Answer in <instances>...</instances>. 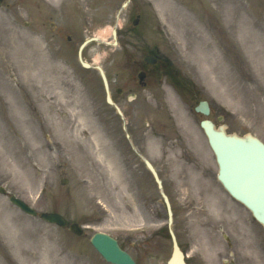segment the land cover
<instances>
[{"label": "rangeland", "instance_id": "obj_1", "mask_svg": "<svg viewBox=\"0 0 264 264\" xmlns=\"http://www.w3.org/2000/svg\"><path fill=\"white\" fill-rule=\"evenodd\" d=\"M62 1L71 0L52 2L60 4ZM125 1L72 0L71 4L81 6L78 15L82 22L90 25L93 34L101 35L105 40L93 44L90 53L95 60L108 57L106 60L113 63V72L118 71L119 77L123 78L131 69L127 55L134 56L145 46H158L182 70L189 72L200 90H204L202 95L197 93L194 104L201 97H207L214 109L209 117L217 124L227 123L231 132L241 135L251 132L264 139V102L257 96L264 87V0H221L219 10L214 8L213 0H207L206 9L203 8L205 10L200 15L205 24L198 26L194 25L191 15H186L178 5L189 0H152L154 8L153 4L150 8L146 7L149 10L147 22L139 27L143 34L140 40L131 35L128 28L133 26L131 16L141 0H133L134 7L121 10ZM191 5L185 4L188 8ZM47 6V0H4L0 6V184L34 208L58 211L68 220L84 224L85 228L82 235H77L65 227L26 215L12 205L7 196L0 194V264H31L28 252L35 250L50 252V264H111L91 244V236L96 231L117 237L137 257L139 264H166L171 243L164 235L152 231L165 222L164 206L162 219L157 220L151 213L153 204H156L155 198L160 196L152 175L149 172L138 173L135 179L130 176L128 183V171H124L122 163L109 164L114 156L109 141L111 137L107 126L92 113L94 109L84 103L77 106L81 113L83 110L88 112V122L79 124V116L85 113L74 114L69 108L74 107L72 104L76 101L73 99L71 104L60 87L49 88L47 85ZM118 14L120 18H117ZM116 24L121 41L117 47L107 43L112 42L111 29ZM107 29L109 32L103 35L102 32ZM27 44L33 46L28 47ZM3 48L16 67L3 61ZM18 49L31 53L29 60L17 56ZM223 56L226 57L223 70L231 79V86H221L218 79L223 72ZM29 61L33 67L26 69L24 64H29ZM251 65L260 78L254 73L252 75ZM205 77H208L207 81ZM15 90L20 92L15 95ZM182 107L187 108L179 104L176 120L184 131H191L196 145L198 140L201 141L202 152L207 146L204 135L200 136L202 131L198 123L204 115L195 112L192 121L190 116L193 111L186 113ZM47 113L55 121L49 123ZM221 115L224 118L218 120ZM21 117L24 121L16 120ZM65 125L68 130L64 129ZM73 126L88 144L72 139L70 129ZM93 127H97L102 137L100 149L103 159L97 157V150L90 144ZM47 138L57 142V146L54 143L49 145ZM39 139L50 146L47 153L31 149L32 142ZM151 158L160 167L165 189L178 207L186 204V197L195 196L199 200L197 191L205 200L218 196L212 181L204 186L199 182L198 173L178 168L172 171V166H178L175 157L154 155ZM208 164L214 176L216 164L213 158L210 157ZM181 174L191 179L183 185L176 184L180 182ZM64 178L68 179L66 184H62ZM120 182L126 185L125 192ZM230 199L228 196L227 200ZM201 221L198 217L194 218L190 220L191 230L178 232L188 247L190 262L203 264L198 256L200 254L209 256L215 264L219 263V249H216L213 240L223 239L199 226ZM141 227H149V231L142 233ZM244 228L240 233L241 243L250 251L251 243L244 238L247 236ZM259 231L262 246L263 228ZM259 258V264H264L263 257L259 255ZM253 259L257 260L255 256Z\"/></svg>", "mask_w": 264, "mask_h": 264}, {"label": "flooded vegetation", "instance_id": "obj_2", "mask_svg": "<svg viewBox=\"0 0 264 264\" xmlns=\"http://www.w3.org/2000/svg\"><path fill=\"white\" fill-rule=\"evenodd\" d=\"M79 7V5H68L64 2L61 6H56L59 9L55 10L56 17L52 16L50 11L46 13V52L50 66L47 77L48 85L57 86L60 84L71 99L78 97L81 93L80 100L86 98L95 108H101L106 104V91L100 73L95 67L96 62L91 56L89 46L83 51V58L92 66L85 69L79 60V46L87 37V32L92 31L90 25H84L79 20ZM136 10L141 11L139 6H136ZM147 55L154 56L153 63H148L145 60ZM132 60L137 67H132L123 78L119 77L118 71L113 72L112 62H108L106 58L101 61L110 83L111 95L118 104L123 105L125 112L130 139L125 136L122 146L128 170L141 173L146 171V165L141 156L153 155V151L161 158L163 155L168 156L170 152L173 154L176 151L179 158L188 165L191 163V166H194L198 161L201 165L202 160H199L201 149L196 150L194 141L190 139V133L181 132L170 113V120L164 122L163 111L159 110L164 105L163 101L168 106L169 97L175 98L179 95V89L176 87L180 81L179 70L175 69L169 59L158 52L157 48H148L143 53L130 57V61ZM140 71L145 72L142 84L138 77ZM187 90L188 94L184 96L186 102L189 101L190 96L194 98L195 94V89L190 84L187 86ZM146 92L155 99L158 109L150 106ZM102 98H104V102ZM187 104L188 112L191 110V105L190 102ZM101 115L104 122L111 126L116 136L119 124L123 125V119L109 112L105 115L101 112ZM168 129L171 130L164 131ZM149 130L153 133V138L148 136ZM117 138L121 140L120 137ZM156 140H159L160 143L154 148L151 142L155 143ZM210 150L208 145L207 157L203 155V160L208 161ZM205 167L203 166L204 171H209V167ZM201 201L203 204L200 206L190 202L193 207L187 205L183 211L206 220V227L212 235L220 234L225 238L220 242L213 240L216 249H219L218 252H222L218 255L219 264H258L259 258L253 254V247L251 246L248 251V248L245 249L239 244V235L243 231L244 224L248 225L249 233H258L257 224L255 225L249 219L250 214L245 212L244 206L237 200ZM177 216H182V210ZM250 239L253 240V238ZM243 250L246 252L243 253ZM253 256L257 260H254ZM209 259V264H213L212 259L210 257Z\"/></svg>", "mask_w": 264, "mask_h": 264}, {"label": "water", "instance_id": "obj_3", "mask_svg": "<svg viewBox=\"0 0 264 264\" xmlns=\"http://www.w3.org/2000/svg\"><path fill=\"white\" fill-rule=\"evenodd\" d=\"M84 65L88 64L84 62ZM100 71L107 85L103 69L100 68ZM108 100L112 102L110 95H108ZM198 109L208 113V108L205 104ZM202 125L217 154L220 166V180L234 197L243 201L252 210L256 218L264 223V143L251 134L245 137H240L236 134L227 135L223 127L220 130H216L213 123L209 120L203 121ZM147 163L161 186L154 167L149 162ZM0 190L3 191V188H0ZM11 200L26 212L33 215L37 214L23 200L15 196H12ZM41 217L60 225L66 223L65 219L58 213L44 212L41 213ZM71 229L77 233H82V229L76 223L71 225ZM171 234L174 248L168 264H187L173 231H171ZM92 242L108 260L118 264H134L129 255L119 247L117 241L109 235L98 232L93 236Z\"/></svg>", "mask_w": 264, "mask_h": 264}, {"label": "bare ground", "instance_id": "obj_4", "mask_svg": "<svg viewBox=\"0 0 264 264\" xmlns=\"http://www.w3.org/2000/svg\"><path fill=\"white\" fill-rule=\"evenodd\" d=\"M108 32H109V29H107L106 31L102 32V34L104 35V34H107ZM27 46H28V44H27ZM31 46H33V45H29L28 47H31ZM4 50L5 49L3 48L2 49L3 53H1L3 55V57H2L3 61L5 63L9 64V65H12L13 67H16V63L11 60L10 54L5 53ZM34 50H35V48L32 47V51H34ZM15 54L17 56H19V57L28 58V60H29V56H30L31 53H29L28 51H25V50L18 49ZM24 65L26 66V69L28 68V66L29 67L30 66L33 67V65H32V63H30V61H29V64H28V62H25ZM21 66H22V64H21ZM222 80H223V78H222ZM229 80L231 81L230 78H229ZM223 81L225 83H227L228 79L225 78ZM18 92H20V91L15 90L14 94L17 95ZM46 107H48V105H46ZM47 115H48V122L49 123H51L52 121H55V119L53 117L52 118L50 117L49 113H47ZM16 120L24 121L23 117L16 118ZM87 120H88V118L86 116L84 117V116L80 115L79 119H78V122H79V124L85 125L88 122ZM64 129L68 130L67 125L64 126ZM93 129L94 130L90 133V140H91L90 144H91V147L94 150H97L96 151L97 157L99 159H103L104 154L101 152V149H100V141H101L102 137H101V135H99L98 129L96 127H93ZM70 130L73 132V135H72L73 138L72 139L74 141H76V142L78 141L79 143H82V144L83 143H87L88 144L87 140L85 138L81 137L80 132L78 131L77 128H75L73 126L72 129H70ZM47 140H48V138H47ZM41 142L42 141H40V139L38 140V142H36V141L32 142V144L30 145L31 149L32 150L41 149V151L47 153L48 152L47 150H50V146L46 145L44 142L43 143H41ZM52 143H54L52 139L50 141L48 140V144L49 145L52 144ZM54 144L57 146V142H55ZM27 147H25L26 150H27ZM34 147H35V149H34ZM45 147H49V148L45 149ZM22 149H23V147H22ZM17 151L20 152V150H17ZM19 156L21 157V154H19ZM112 161L113 160L109 161L110 165H112V164L114 165L115 164ZM120 187H121L122 191H124V192L126 191V185H124L122 182H120ZM28 257L30 258L29 261L31 262V264H50L49 260H51V253L50 252H48V253L47 252H43L42 253V252H39L38 250H35L33 252H28ZM55 259H57V258H55Z\"/></svg>", "mask_w": 264, "mask_h": 264}]
</instances>
